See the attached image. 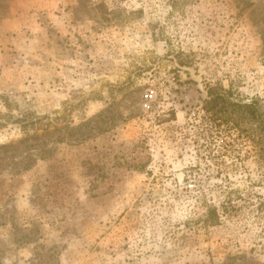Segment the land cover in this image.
Here are the masks:
<instances>
[{
    "label": "rangeland",
    "instance_id": "1",
    "mask_svg": "<svg viewBox=\"0 0 264 264\" xmlns=\"http://www.w3.org/2000/svg\"><path fill=\"white\" fill-rule=\"evenodd\" d=\"M215 87L264 105V0H0V264H264Z\"/></svg>",
    "mask_w": 264,
    "mask_h": 264
},
{
    "label": "trees",
    "instance_id": "2",
    "mask_svg": "<svg viewBox=\"0 0 264 264\" xmlns=\"http://www.w3.org/2000/svg\"><path fill=\"white\" fill-rule=\"evenodd\" d=\"M204 110L217 125H230L231 127H256L261 150L264 153V105L259 99L248 102L236 101L232 98L230 90L210 88ZM91 120L79 128L87 127ZM214 214V211H211Z\"/></svg>",
    "mask_w": 264,
    "mask_h": 264
}]
</instances>
